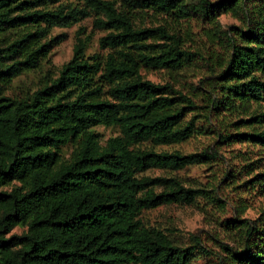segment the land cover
I'll list each match as a JSON object with an SVG mask.
<instances>
[{
    "label": "trees",
    "instance_id": "trees-1",
    "mask_svg": "<svg viewBox=\"0 0 264 264\" xmlns=\"http://www.w3.org/2000/svg\"><path fill=\"white\" fill-rule=\"evenodd\" d=\"M55 1L0 0V41L5 42H0V264H190L206 251L198 235L181 244L164 229L147 225L141 213L163 203L191 202L200 189L177 177L143 172L181 169L210 155L156 150L144 143L189 138L195 124L184 118L198 105L170 83L145 78L141 68H181L197 53L165 25L136 26L130 9L118 10L112 0H85L105 14L95 23L109 29L100 37L108 51L86 55L87 39L78 37L56 77L31 94L6 93L14 77L39 66L48 50L41 41L48 26L68 25L90 13L76 6L34 8ZM126 1L129 7L211 19L242 7L248 27L239 38L224 30L229 51L215 76L221 93L217 99L210 96V107L238 112L233 125L248 127L226 128L223 140L264 146V0L262 5ZM7 32L15 36L3 37ZM155 37L166 41L147 42ZM98 124L117 125L120 132L102 143L93 128ZM68 143L74 148L65 158L62 148ZM12 181L20 184L3 188ZM19 223L27 230L11 233ZM237 225L243 248L232 252L235 264H264V210L255 222Z\"/></svg>",
    "mask_w": 264,
    "mask_h": 264
},
{
    "label": "rangeland",
    "instance_id": "rangeland-1",
    "mask_svg": "<svg viewBox=\"0 0 264 264\" xmlns=\"http://www.w3.org/2000/svg\"><path fill=\"white\" fill-rule=\"evenodd\" d=\"M112 1L118 10L130 9L136 26L165 25L181 36L183 47L197 53L191 63L181 68H141L145 78L162 84L170 83L198 105L184 118V122L193 120L195 124L189 138L172 144L146 142L144 146L184 153L206 151L210 155L181 169L152 167L145 170L144 174L152 176L177 177L185 186L198 188L200 192L191 202L174 201L144 209L141 217L147 225L164 229L184 245L191 243L192 235L197 234L206 251L194 257L190 264H235L232 252L243 248L242 232L237 224L243 220L255 222L264 210V178L259 176L264 172V146L250 140H223L226 128L244 130L248 127L233 125V121L241 116L238 112L229 111L225 106L210 107V96L217 99L221 93L217 87L220 81L215 76L222 70L221 64L229 51L224 30L239 38L241 30L248 27L246 14L242 7L232 6L213 19L198 15L183 17L152 7H129L126 0ZM262 1L250 0V3L262 5ZM88 4L85 0H58L34 7L76 6L87 8L90 13L68 25L48 26L41 40L47 43L48 50L41 56L39 66L14 77L6 93L31 94L48 79L56 77L62 65L73 55L78 37L87 39L86 55L108 51V48L100 46V37L109 29L95 23L97 17H105V14L96 12ZM14 36L15 33L7 32L3 37ZM164 41L158 37L147 40L152 43ZM0 42L5 43L4 40ZM93 128L99 133L102 143L120 132L117 125L98 124ZM73 148L74 143L63 146V156L70 157ZM18 184L19 181H12L3 188L11 189ZM162 188L158 186L157 190ZM26 230L27 224L19 223L11 233L20 234Z\"/></svg>",
    "mask_w": 264,
    "mask_h": 264
}]
</instances>
